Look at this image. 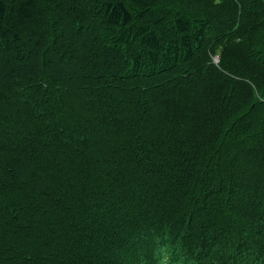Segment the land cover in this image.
<instances>
[{"label": "trees", "instance_id": "1", "mask_svg": "<svg viewBox=\"0 0 264 264\" xmlns=\"http://www.w3.org/2000/svg\"><path fill=\"white\" fill-rule=\"evenodd\" d=\"M0 264H264V0H0Z\"/></svg>", "mask_w": 264, "mask_h": 264}, {"label": "rangeland", "instance_id": "2", "mask_svg": "<svg viewBox=\"0 0 264 264\" xmlns=\"http://www.w3.org/2000/svg\"><path fill=\"white\" fill-rule=\"evenodd\" d=\"M215 63L218 64L219 62V56H216L215 59H214Z\"/></svg>", "mask_w": 264, "mask_h": 264}]
</instances>
